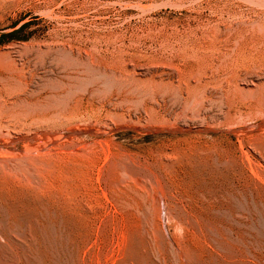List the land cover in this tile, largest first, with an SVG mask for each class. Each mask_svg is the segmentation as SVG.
I'll list each match as a JSON object with an SVG mask.
<instances>
[{
    "label": "rangeland",
    "instance_id": "obj_1",
    "mask_svg": "<svg viewBox=\"0 0 264 264\" xmlns=\"http://www.w3.org/2000/svg\"><path fill=\"white\" fill-rule=\"evenodd\" d=\"M0 219V264H264V0H0Z\"/></svg>",
    "mask_w": 264,
    "mask_h": 264
},
{
    "label": "bare ground",
    "instance_id": "obj_2",
    "mask_svg": "<svg viewBox=\"0 0 264 264\" xmlns=\"http://www.w3.org/2000/svg\"><path fill=\"white\" fill-rule=\"evenodd\" d=\"M31 200V199H30ZM35 201V200H34ZM20 205H21V203H20ZM19 206V205H18ZM36 206V205H35ZM24 210H26V209H24ZM0 221H1V219H0ZM5 229V228H4ZM52 229V228H51ZM1 231V230H0ZM16 231V230H15ZM3 232V231H2ZM5 233V232H4ZM0 235H1V233H0ZM3 236V235H2ZM7 237V236H6ZM11 239V238H10ZM6 245V244H5ZM9 248V247H8ZM4 257V256H3ZM11 258V257H10ZM143 258V257H142ZM154 263V262H153Z\"/></svg>",
    "mask_w": 264,
    "mask_h": 264
}]
</instances>
